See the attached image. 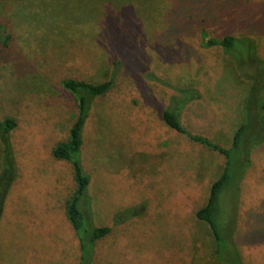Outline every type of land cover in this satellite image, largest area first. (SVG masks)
<instances>
[{"label": "rangeland", "instance_id": "1", "mask_svg": "<svg viewBox=\"0 0 264 264\" xmlns=\"http://www.w3.org/2000/svg\"><path fill=\"white\" fill-rule=\"evenodd\" d=\"M204 32L245 38L264 61V0H0V122H17L9 138L17 177L0 220V264L81 263L67 214L78 189L74 167L54 156L78 115L75 95L63 86L70 79L113 81L83 131L81 162L91 181L80 208L91 206L92 228H111L95 242L91 264L227 262L196 217L226 158L162 119L173 87L194 88L201 99L183 110L184 127L230 148L246 99L257 103L223 49L203 48ZM122 46L144 73H128ZM2 154L0 140V174ZM251 161L239 196L231 190L223 198L222 221L241 262L264 264V143ZM130 210L138 216L123 214Z\"/></svg>", "mask_w": 264, "mask_h": 264}, {"label": "trees", "instance_id": "2", "mask_svg": "<svg viewBox=\"0 0 264 264\" xmlns=\"http://www.w3.org/2000/svg\"><path fill=\"white\" fill-rule=\"evenodd\" d=\"M202 37V46L204 49L220 47L234 61L241 78L251 82L252 98L257 103L252 101V104H250V99H246L245 108L247 107V110L243 112L245 121L238 127L236 133H234L230 148H224L202 135L192 134L184 127L181 121L183 110L192 102L201 99L200 92L194 88L173 87L175 95L171 97L168 108L163 111L162 119L169 128L184 135L192 143L199 144L226 158L222 175L212 184L208 202L196 213V217L199 221L207 225L211 231L217 245L216 257L220 261L226 260L227 262L225 264H243L235 247L229 244L226 239L229 231L226 229V223L222 221L224 211L221 204L225 195L231 190H233L231 192L236 193V197L239 196L241 182L247 170L251 167V155L264 143V61L256 55L253 42H247L245 38L239 39L234 36L216 38L209 36L206 32L202 34ZM247 43H249V47ZM124 47L126 46L121 47V49H124L121 63L125 65L128 73L132 70L139 71V74L144 73L146 71L145 66L138 60L136 54L129 50L128 47ZM113 49L115 53V44H113ZM148 77L161 83L153 75H149ZM112 85V80L94 84L70 79L63 83L64 88L73 93L77 99L78 115L71 130L69 141L59 145L54 150V156L59 161L71 163L75 171V180L78 189L69 204L67 214L78 235L83 251L80 264L92 263V250L94 249L95 242L111 232V228L109 227L92 228L91 222L88 220L90 218L91 206L87 205V209H82V211L79 201L80 198L87 194L91 181V178L85 173L81 162L82 147L84 144L83 131L94 101L105 95ZM16 127L17 122L13 118H7L4 122H0V140L3 144V166L0 174V220L4 213L7 196L17 177L14 169L13 149L9 139L11 131ZM249 135H254L257 139L254 142H249ZM258 139H260V142L256 141ZM127 213L128 215L132 213V218L138 216L136 210L125 211L123 214Z\"/></svg>", "mask_w": 264, "mask_h": 264}]
</instances>
